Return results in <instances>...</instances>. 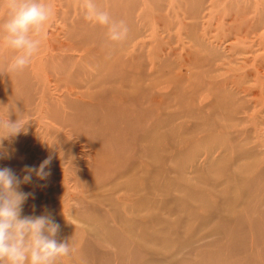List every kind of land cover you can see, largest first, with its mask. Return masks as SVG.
<instances>
[{"label": "rangeland", "instance_id": "1", "mask_svg": "<svg viewBox=\"0 0 264 264\" xmlns=\"http://www.w3.org/2000/svg\"><path fill=\"white\" fill-rule=\"evenodd\" d=\"M45 2L28 68L0 44V118L29 124L0 168L53 157L23 214L53 215L64 264H264V0H95L119 45L85 0Z\"/></svg>", "mask_w": 264, "mask_h": 264}, {"label": "clouds", "instance_id": "2", "mask_svg": "<svg viewBox=\"0 0 264 264\" xmlns=\"http://www.w3.org/2000/svg\"><path fill=\"white\" fill-rule=\"evenodd\" d=\"M5 6L0 44L13 53L7 71L22 73L39 54L54 9L45 0H5ZM82 7L85 21L106 28L109 44L119 45L128 39L126 23L97 7L95 0H85ZM28 125L24 113L18 112L15 121L10 115L0 118V142L26 134ZM52 161L49 155L39 166L25 165L22 176L10 167L0 168V264H64L74 253L72 239H58L60 224L47 209L41 215L23 214L24 205L35 198V192L23 191L22 185L47 187ZM33 177L45 183L34 184Z\"/></svg>", "mask_w": 264, "mask_h": 264}, {"label": "bare ground", "instance_id": "3", "mask_svg": "<svg viewBox=\"0 0 264 264\" xmlns=\"http://www.w3.org/2000/svg\"><path fill=\"white\" fill-rule=\"evenodd\" d=\"M240 18V17H239ZM241 20H243V18H240ZM238 22V21H237ZM236 23V22H235ZM236 25H239V24H236ZM236 27V26H235ZM242 27V26H241ZM235 29V28H234ZM246 36H248V35H246ZM240 37V36H239ZM248 38V37H247ZM246 38V39H247ZM249 39V38H248ZM244 40V39H243ZM240 41H242V40H240V38H239V42L238 43H241ZM260 68H262V67H260ZM262 78V77H261ZM241 89V88H240ZM247 90V89H246ZM245 90V91H246ZM250 92V91H249ZM250 96V95H249ZM259 106V105H258ZM245 121V120H244Z\"/></svg>", "mask_w": 264, "mask_h": 264}]
</instances>
